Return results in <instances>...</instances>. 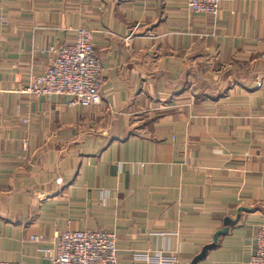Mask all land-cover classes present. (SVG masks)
<instances>
[{"label": "crops", "instance_id": "0c3cea01", "mask_svg": "<svg viewBox=\"0 0 264 264\" xmlns=\"http://www.w3.org/2000/svg\"><path fill=\"white\" fill-rule=\"evenodd\" d=\"M80 28L102 103L23 94ZM238 216L198 264H250L264 227V0L217 18L186 0H0L1 262L50 264L56 233L98 230L117 264H191Z\"/></svg>", "mask_w": 264, "mask_h": 264}, {"label": "built area", "instance_id": "2783aa9c", "mask_svg": "<svg viewBox=\"0 0 264 264\" xmlns=\"http://www.w3.org/2000/svg\"><path fill=\"white\" fill-rule=\"evenodd\" d=\"M186 1L195 15L217 18L225 0ZM42 53L53 55L50 66L31 80L23 94L45 98L67 96L72 98L70 106L83 108L102 103V65L95 55L92 31L80 28L73 43L51 47ZM42 240L43 237L32 238L36 243ZM117 241L115 233L98 230L56 233L54 253L48 261L50 264H117ZM0 264L14 263L0 261ZM250 264H264V227L257 234V250Z\"/></svg>", "mask_w": 264, "mask_h": 264}, {"label": "water", "instance_id": "95a60500", "mask_svg": "<svg viewBox=\"0 0 264 264\" xmlns=\"http://www.w3.org/2000/svg\"><path fill=\"white\" fill-rule=\"evenodd\" d=\"M241 212H242V210L239 211V213H241ZM239 220H240L239 216L237 217V219L235 221L226 220L224 223L225 228L223 230L217 232L214 235L213 243L204 247L203 250L201 251V253L193 259L191 264H198L200 261H202L206 257L207 252L216 247V244L218 242L219 237L225 235L228 232L229 227L236 225L239 222Z\"/></svg>", "mask_w": 264, "mask_h": 264}]
</instances>
